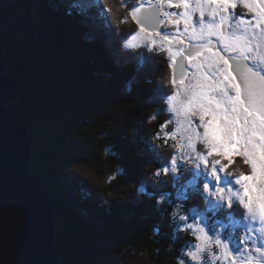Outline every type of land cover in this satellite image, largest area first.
Masks as SVG:
<instances>
[{
    "label": "trees",
    "instance_id": "1",
    "mask_svg": "<svg viewBox=\"0 0 264 264\" xmlns=\"http://www.w3.org/2000/svg\"><path fill=\"white\" fill-rule=\"evenodd\" d=\"M125 1L114 0L117 11L106 0L107 13H89L61 0H0L7 71L22 86L11 105L30 125L34 170L53 198L62 264H178L192 238L175 227L176 205L213 213L198 186L181 200L190 173L169 171L166 183H154L152 174L170 166L176 151L160 129L165 117L148 119L156 107L154 114L165 115L171 74L156 82L161 58L125 46L134 29L131 17L122 19ZM241 163L237 158L231 171H241ZM81 168H93L101 184ZM241 213L215 216L242 222Z\"/></svg>",
    "mask_w": 264,
    "mask_h": 264
},
{
    "label": "snow or ice",
    "instance_id": "2",
    "mask_svg": "<svg viewBox=\"0 0 264 264\" xmlns=\"http://www.w3.org/2000/svg\"><path fill=\"white\" fill-rule=\"evenodd\" d=\"M156 4L145 19L158 26L171 24L175 32L154 28L147 35L152 43L159 37L168 45L172 65H176L177 58L180 60V74L171 80L179 90L166 95L165 103L167 111L181 123L188 141L186 145H174L188 151H181L179 158L172 156V172L181 170V162L200 169L205 200L215 198L218 207L228 210L242 208L253 222L258 220L264 226V0H156ZM165 5L182 11H166ZM241 6L243 10H238ZM140 11V7H132L130 12L138 22ZM139 31L144 33L145 27ZM173 44L178 46L175 52ZM8 88V82L0 79V103H6ZM168 123L171 119L160 127ZM169 135L173 134L166 133V137ZM201 135L206 153L196 142ZM235 158H242L243 164L250 166V174L231 176L228 169ZM161 173L167 176L168 166L152 174L157 185L166 183ZM237 187L242 192L234 190ZM165 197L160 195L157 205L165 202ZM188 220L189 216L180 215L176 229L204 233V239L216 247L224 243L218 233L213 241L205 227ZM180 222H184L183 227ZM209 231L215 232V228L209 227ZM259 231L264 234V227ZM201 239L196 236L197 241ZM196 249L183 255L197 261L204 249L199 243ZM224 249L225 258L230 257L227 243ZM254 251L256 257L251 252L241 254L239 264H264V247H255ZM178 264L187 262L181 258ZM231 264L237 261L232 259Z\"/></svg>",
    "mask_w": 264,
    "mask_h": 264
},
{
    "label": "water",
    "instance_id": "3",
    "mask_svg": "<svg viewBox=\"0 0 264 264\" xmlns=\"http://www.w3.org/2000/svg\"><path fill=\"white\" fill-rule=\"evenodd\" d=\"M137 7L141 26L160 28L145 19L154 6ZM179 62L177 58L174 65L177 77ZM0 79L9 84L6 103H0V264H62L53 198L34 170L30 125L11 105L19 100L22 86L7 71L2 43Z\"/></svg>",
    "mask_w": 264,
    "mask_h": 264
},
{
    "label": "rangeland",
    "instance_id": "4",
    "mask_svg": "<svg viewBox=\"0 0 264 264\" xmlns=\"http://www.w3.org/2000/svg\"><path fill=\"white\" fill-rule=\"evenodd\" d=\"M75 1V2H74ZM90 1V2H89ZM147 0H126L125 3L123 5H126V7L128 8V14L126 15V18L123 17L122 19L125 20L126 22H128L129 17H131V20H133V27H136L134 30H131V32H138V34L136 35H130L131 37L128 39L126 38L125 41V46L127 48H130L133 52L136 53H141V49H144L147 52H151V53H161L165 55V59H163L161 57V63L158 64L160 69H159V76L155 77L156 82L160 83V81L162 80V82H165V73H167L168 75L171 74V78L169 79V86H172L171 88V92L174 93L176 91H178L179 89L174 87L173 84L171 83L172 80V69L169 67L170 63L168 62V58L172 59V55L171 53L168 51V45L163 44L162 41L157 45L158 47L155 46L156 50H154V47H152L151 45H149L150 43V38L148 37L147 33L148 31H145L144 33H141L139 31L140 26L137 24V22L132 18L130 12H131V5L134 3H143ZM152 1H156V0H152ZM149 1V2H152ZM64 4H70L69 6L72 7H80L82 6L83 9L85 10H90V9H95V8H99L104 12V5L106 4V0H87L86 3L83 2V0H63ZM80 3V4H79ZM114 0H113V5H112V9L116 10V6H115ZM53 5L56 7V3H53ZM182 11L181 9H169V12H179ZM122 15H124V11L122 13ZM108 19V18H107ZM136 23V24H135ZM167 23H165L166 26ZM127 25H129V23H127ZM162 31H165L164 28ZM156 39H160L159 37H156ZM175 46H177L176 44L172 45V51L173 48L175 49ZM176 51V50H175ZM174 51V52H175ZM151 53H149V55H151ZM143 54H147L146 52H143ZM149 64L151 65V61H149ZM169 64V65H168ZM167 88V86H165ZM164 87V88H165ZM172 93H169L167 95H170ZM165 98L166 96L163 98L164 100V110H165V115L163 114L162 110H159V113L154 114V111L157 110L158 108L156 107L154 110H152L151 114L149 115V120L156 122L159 118L165 117V122L169 119H171V123H168L166 125L165 128H161V131L164 135H166V133H172L174 135H169L167 137L172 138V140L174 141L175 144L180 143L182 145H186L187 144V133H185L183 131L182 125L181 123L178 122V119L175 116H172L168 111V105L165 103ZM156 116V119H151V117ZM182 119V118H180ZM164 122V123H165ZM152 123V122H150ZM163 123V124H164ZM152 125V124H151ZM202 129H200V132L202 133ZM197 144L199 146H202L204 148V151L206 153L207 150V146L204 144L202 135L201 137L197 138ZM176 149V148H175ZM181 151H188V149L184 148V149H176L175 153L172 156H176V157H180ZM242 159V158H241ZM239 161V159H238ZM170 162V160H169ZM242 164V168H241V173L240 174H246L247 171H250V167H248L247 165H244L243 162ZM168 166V165H166ZM73 168H76L73 167ZM169 171L172 172V168L171 165L168 166ZM82 170H80L81 172H79L78 170H76L78 173H83L84 175L91 177L92 179H94L96 182L101 184V177L99 178L98 175L95 173V170L93 168L91 169H85V168H81ZM194 170L195 172H199L201 173L200 169H196L193 165L187 164V163H183L181 162V170L176 172V175L178 174H182L184 173V175L186 173H190V178L188 180L185 181V187L183 189V192L181 193L182 195L180 196L181 200H184L185 198V194L186 190H189V188L193 189V186H198V191L199 194L202 193V185H198L199 182H203V178L202 180H197L196 177H192L194 172H190V170ZM228 171L231 173V175L234 174V176L232 177H236L239 176L238 173H233L229 167ZM198 174V173H197ZM163 176V174H161ZM192 179H195L194 181H191ZM197 180V181H196ZM234 190H238L242 192V189H239L237 187V189ZM101 192V191H100ZM102 193V192H101ZM167 197V195H166ZM180 198H178V201H180ZM234 201L236 200V197H233ZM218 201L215 198H209V200H207V208L209 211L213 212L210 213V215H207V213L205 212H201L198 210H192V211H184L182 207H184L183 203H178L175 207V213L177 214V219L179 218L180 215H187L189 216V220L187 221L188 223H199L201 227H205V232L207 233V235L209 237L212 238V240L214 241L216 238V234L218 233L221 240L224 243L228 244V251H230L232 253V255L228 258H225L224 252V243H222L219 247H216L214 243L209 244L208 241H206L204 239V233H199L193 230H184L187 231L189 233V235L191 236V240L190 242L187 244L186 248L184 249L183 253L187 252V251H193L196 252V245L199 243L201 244L202 248L204 249L203 251L199 252V259L197 261H192L189 257L184 256L182 253V258H184V260L187 262V264H231L232 259H235L237 261V264H239V260L241 257V254L243 255H248L249 252H251L253 254L254 257H256V253L254 251L255 247H264V234H262L259 229L262 226L259 221H255L253 222L251 217L246 215V220L244 221V223L242 222H238L235 221L234 219L227 218L226 220L223 221H219L217 220L216 216L219 212H222V209L226 208H221V207H217L218 205ZM210 205V206H209ZM219 208V209H218ZM206 214V215H205ZM214 214V215H212ZM193 217L195 219H193ZM182 227L184 222H180ZM209 227H214L215 228V232L209 231ZM251 227L252 229H254L253 231H246L247 228ZM200 235L202 237V239L200 241L196 240V236ZM239 249V252H236L235 250ZM258 258V257H257ZM255 264V261H254Z\"/></svg>",
    "mask_w": 264,
    "mask_h": 264
},
{
    "label": "flooded vegetation",
    "instance_id": "5",
    "mask_svg": "<svg viewBox=\"0 0 264 264\" xmlns=\"http://www.w3.org/2000/svg\"><path fill=\"white\" fill-rule=\"evenodd\" d=\"M149 1H152V0H147V1L143 2V3H145V4H150L151 6H154V7H157V6H158V5L156 4V1H152V2H149ZM192 2L195 3V0H192ZM164 9H165L166 11H169L170 8H168L167 5H165V6H164ZM238 10H243V9H242V6H241ZM163 19H164V17H163ZM163 28H164V30H165L166 32H168V33H173V32H175V26H173V25H171V24H166V26H165V25H161L160 30L162 31ZM181 28H182V25H181ZM145 31H148V30H145ZM148 32H149V31H148ZM135 35H136V34H135ZM160 42H161L160 39H155V43H152V42L150 41L149 45H151L152 47H154V49H156L155 46L158 47L157 45H158ZM177 47H178V46H175V49L173 48V52H174L175 50H177ZM159 54L161 55V57H162L163 59L166 60L164 54H161V53H159ZM167 60H168L167 63H170V65H172V59H171V58H168ZM168 65H169V64H168ZM170 65H169V67L172 69V73H173V65H172V66H170Z\"/></svg>",
    "mask_w": 264,
    "mask_h": 264
},
{
    "label": "bare ground",
    "instance_id": "6",
    "mask_svg": "<svg viewBox=\"0 0 264 264\" xmlns=\"http://www.w3.org/2000/svg\"><path fill=\"white\" fill-rule=\"evenodd\" d=\"M83 2H84V3H86V2H87V0H83ZM79 4H80V3H79Z\"/></svg>",
    "mask_w": 264,
    "mask_h": 264
}]
</instances>
